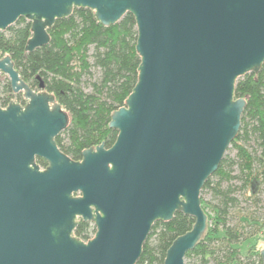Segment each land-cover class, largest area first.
Returning a JSON list of instances; mask_svg holds the SVG:
<instances>
[{
  "label": "water",
  "instance_id": "obj_1",
  "mask_svg": "<svg viewBox=\"0 0 264 264\" xmlns=\"http://www.w3.org/2000/svg\"><path fill=\"white\" fill-rule=\"evenodd\" d=\"M75 7L105 26L133 15L137 79L110 113L111 146L73 160L56 143L67 112L0 50V73L25 99L0 106V264H135L153 223L176 212L194 222L163 264H185L207 225L201 190L240 129L236 80L264 62V0H0V31L30 21L31 52ZM78 218L95 225L87 240Z\"/></svg>",
  "mask_w": 264,
  "mask_h": 264
},
{
  "label": "trees",
  "instance_id": "obj_2",
  "mask_svg": "<svg viewBox=\"0 0 264 264\" xmlns=\"http://www.w3.org/2000/svg\"><path fill=\"white\" fill-rule=\"evenodd\" d=\"M136 33L135 20L129 12L115 24L105 26L96 20L91 9L81 7L73 8L68 17L57 19L48 29L49 42L31 52L25 50L32 34L30 21L19 17L0 31V50L10 55L21 79L33 89H39L42 82L67 112L69 121L62 130L67 140L59 134L56 143L73 160H79L85 148L101 142L109 147L115 140L117 131L108 123L110 113L124 104L137 79L140 59L135 50ZM91 68L98 69L99 77L91 81L89 92L85 91L83 81L84 76L91 75ZM234 93L246 99L240 129L230 143L236 150V159L224 156L206 180L201 191L209 190L220 197L221 203L209 205L200 196L207 215L206 229L195 247L185 254V258L196 257L199 264H207L210 258L215 264H262L260 249L255 244L246 254L238 245L250 238L258 239V234L264 235V220L239 211V222L229 225L227 213L229 206L237 203L232 195L235 188H240L246 199L256 201L264 186V62L259 72L238 77ZM13 97H18L16 102L25 103L21 92L12 91L7 78L0 79V105H7ZM36 161L41 167L47 165L40 157ZM234 179H239L240 185L222 187V182ZM249 218L254 221L255 230H248ZM193 222L191 216L181 212L169 221H155L135 264H163L169 245L191 229ZM94 232L95 228L84 221L73 231L82 240L89 239Z\"/></svg>",
  "mask_w": 264,
  "mask_h": 264
},
{
  "label": "rangeland",
  "instance_id": "obj_3",
  "mask_svg": "<svg viewBox=\"0 0 264 264\" xmlns=\"http://www.w3.org/2000/svg\"><path fill=\"white\" fill-rule=\"evenodd\" d=\"M91 71H92L91 75L84 76V81H83V87L85 91H89V92L91 91V86H90L91 81H94L98 79L99 77V71L97 68H91ZM6 78L8 79L7 76H5L3 73H0V79L2 81H5ZM13 98L18 100V97H13ZM60 134L64 138V140H67L66 132L61 131ZM252 143L253 142H250V144ZM224 156H229L230 158L236 159V150L233 147L229 146ZM233 173L235 174L237 173L236 166H234ZM213 179H216V178H213ZM221 185L223 188H225L227 185L237 186V185H240V180L234 179L230 182L224 181L222 182ZM232 195L237 199V203H235L234 205H230L228 208L227 223L229 225H235L239 222V216H238L239 211L247 215H250L252 217L258 218L261 221L264 220V186L262 190L258 193L256 201H254L253 199H246L244 195L242 194V190L240 188H235ZM200 196L204 200L208 201L209 205L221 203L220 197L213 195L209 190L201 191ZM244 223L246 224L247 222H244ZM247 228L248 230L256 229L254 221L250 218L248 219ZM257 237L258 239L256 240L255 238H250L238 245V247L242 251V254H246L248 248L252 246L253 244H255V247L257 249H261L262 247H264V235L258 234ZM218 254L221 255V251H218ZM185 264H199V261L196 257L190 256V257L185 258ZM207 264H215L213 258L212 259L210 258Z\"/></svg>",
  "mask_w": 264,
  "mask_h": 264
},
{
  "label": "flooded vegetation",
  "instance_id": "obj_4",
  "mask_svg": "<svg viewBox=\"0 0 264 264\" xmlns=\"http://www.w3.org/2000/svg\"><path fill=\"white\" fill-rule=\"evenodd\" d=\"M80 221H84V220H82L81 218H78V223H79ZM84 222H89L91 228H95V225H94L93 222H91V221H84ZM78 223H77V225H78ZM93 234H94V233H93ZM93 234H92V236H93Z\"/></svg>",
  "mask_w": 264,
  "mask_h": 264
},
{
  "label": "built area",
  "instance_id": "obj_5",
  "mask_svg": "<svg viewBox=\"0 0 264 264\" xmlns=\"http://www.w3.org/2000/svg\"><path fill=\"white\" fill-rule=\"evenodd\" d=\"M1 106V105H0Z\"/></svg>",
  "mask_w": 264,
  "mask_h": 264
}]
</instances>
